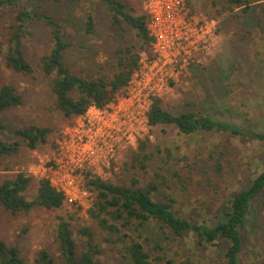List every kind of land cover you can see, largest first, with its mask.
Listing matches in <instances>:
<instances>
[{
	"label": "rangeland",
	"instance_id": "obj_1",
	"mask_svg": "<svg viewBox=\"0 0 264 264\" xmlns=\"http://www.w3.org/2000/svg\"><path fill=\"white\" fill-rule=\"evenodd\" d=\"M119 1L126 5L131 14H145L144 0ZM188 1L194 14L217 21L216 46L210 56L198 54L196 63L190 66L188 73L161 92V106L174 115L194 112L232 123L253 133H264V0H248L250 4L246 6L250 8L246 14L245 6L231 4L229 0ZM27 4L34 11L50 13L68 25L67 41L70 47L66 64L75 73L100 76L114 72L120 50L126 46L134 47L135 52L139 53V65L142 59L151 55L152 44L142 49V42L126 23H123L124 37L119 36L101 0L63 5L51 4L46 0H27ZM88 12L95 15L96 29L91 36L86 37L80 31ZM15 16L14 9L0 6V42L8 41ZM51 47L49 28L37 23L25 42L27 58L34 68L32 76L14 73L0 57V86L14 85L23 97L22 106L7 110L2 117L8 128L6 133H0V138L6 142L17 140L21 146L19 152L6 157L0 167V184L6 178L26 172L35 178L36 183L40 179L51 180L55 187L66 189L67 195L73 200H66L64 208L56 212L36 207L30 212L13 214L0 207V239L10 245H17L26 264H35V256L42 249L53 254L56 264H64L54 240V230L60 217L76 214V220L71 222L75 237H79L81 227L88 226L97 235L104 263L130 264L126 251L113 250L102 243V233L88 214L98 192L88 184L87 173H68L72 175L69 177L73 180V186H66L68 181L62 180L58 169L54 168L55 160L59 158L60 143L76 126L74 124L79 117L65 119L54 107L50 81L42 74L40 65L42 56L48 54ZM122 92L118 98L125 95ZM90 111L93 109L90 108L87 113ZM31 124L51 129L47 143L36 150L29 149L13 133L16 128ZM144 133V138H139L134 147L124 144L115 163L94 177L102 176L104 181L124 186H131L133 179H137L141 185H145L163 167L157 148L163 150L175 146L182 155L189 157L206 155L214 149L223 151L228 162L222 176H212L214 184H209L199 176L201 172L195 173L193 181L189 180L188 171L184 168L187 189L181 190L178 183L169 179V189L157 196V199L173 201L176 213L194 222L213 225L224 220L221 208L228 204L230 194L248 189L264 167V140L233 136L227 132H201L196 136H187L175 126L168 125L146 128ZM141 141L148 142V153L152 156L146 162V173L132 164L133 153ZM201 165L207 169L205 162ZM163 168L160 171L171 178V172ZM36 194L35 184L29 188L27 196L32 200ZM142 231L145 246L161 258L153 264H179L188 257L199 264H226L223 246L217 248V252L214 248L215 251L203 249V246H198L193 235L175 240L170 230L163 229L155 222L146 224ZM244 235L243 264H264V193L252 207ZM77 242L83 244L84 240L78 238ZM156 246L161 247V250L158 251Z\"/></svg>",
	"mask_w": 264,
	"mask_h": 264
},
{
	"label": "trees",
	"instance_id": "obj_2",
	"mask_svg": "<svg viewBox=\"0 0 264 264\" xmlns=\"http://www.w3.org/2000/svg\"><path fill=\"white\" fill-rule=\"evenodd\" d=\"M46 1L63 5L85 0ZM101 1L106 6L112 25L116 27L120 37L123 38L125 35L123 23H126L142 42V49L152 44L153 38L149 34L146 13L133 15L119 0ZM229 2L237 6H245V14L250 8L246 6L250 4L248 0H229ZM0 6L14 9L16 12L14 23L10 26L8 41L0 42V57L2 56L6 67L14 73L25 77L33 75L34 68L27 58L25 42L32 34V27L35 24L43 23L49 28L52 47L50 52L41 58V71L50 81L54 107L65 119L84 116L92 107L106 108L116 100L118 94L129 83L134 71L140 66L139 53L135 52L134 47L126 46L120 50L121 55L115 63L114 72L100 76H83L81 73H75L66 64L70 44L67 41L68 25L66 26L64 21L60 22L50 13L34 11L28 6L27 0H0ZM95 29V15L93 12H88L80 32L87 37L91 36ZM22 105L23 97L14 85L0 86V133H6L8 128L2 119L3 114L9 109ZM147 117L151 127L175 126L181 134L187 136H196L201 132H227L233 136L264 140V133H253L208 115L194 112L174 115L164 110L159 97L152 98ZM13 133L22 139L29 149L36 150L40 145L47 143L51 129L31 124L25 128H16ZM20 146L21 143L17 140L6 142L0 138V167L6 157L19 152ZM156 152L161 154L162 165L171 172V178L160 171L164 169L163 167L155 172L153 178L145 185H141L137 179H133L131 186L116 185L100 177L86 175L88 184L98 192L88 214L102 233V243L113 250L126 251L130 264H153L155 260L161 258L155 256L153 250L145 246L142 229L146 224L155 222L163 229L170 230L175 240L193 235L198 246H203V249L216 250L223 246L226 264H243L241 256L245 243L244 232L254 203L264 193V167L248 189L230 194L228 204L221 208L224 220L210 225L178 215L172 205L173 201L157 199V196L169 189V179L175 184L178 183L181 190L187 189L184 168L188 171L189 180L193 181L195 173L201 172L198 173L199 176L205 178L209 184H214L212 176L220 177L226 169L228 162L226 153L214 149L206 155L189 157L182 155L175 146L163 150L157 148ZM151 157V153H148V142L141 141L133 153L132 164L146 173L148 168L146 162ZM203 162L206 163L207 169L202 167ZM35 184L37 194L30 200L27 192ZM66 200L65 193L55 188L49 179H40L36 183L35 178L26 172H20L14 178H6L0 184V207L13 214L30 212L36 207L55 212L61 211L66 205ZM76 218V214L60 217L55 226L54 240L64 264H112L101 260L103 251L92 228L81 227L78 238H83L84 243L77 242L78 238L71 228V222ZM156 248L158 251L161 250L159 246ZM0 264H26V260L17 245H10L0 239ZM35 264H56V260L51 252L42 249L35 256ZM179 264L199 263L188 257Z\"/></svg>",
	"mask_w": 264,
	"mask_h": 264
},
{
	"label": "built area",
	"instance_id": "obj_3",
	"mask_svg": "<svg viewBox=\"0 0 264 264\" xmlns=\"http://www.w3.org/2000/svg\"><path fill=\"white\" fill-rule=\"evenodd\" d=\"M144 9L153 38L151 55L141 60L122 98L79 116L76 126L60 143L54 168L62 180L68 181L66 186H73L69 176L74 173L101 175L115 163L124 144L134 147L139 138H144L146 128L151 127L147 113L152 98L186 75L198 54L210 56L216 46L217 21L194 14L188 0H144ZM55 188L63 191L67 200H73L66 189Z\"/></svg>",
	"mask_w": 264,
	"mask_h": 264
}]
</instances>
